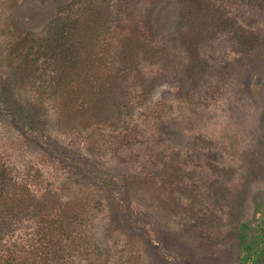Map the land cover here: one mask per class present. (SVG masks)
<instances>
[{
  "label": "trees",
  "instance_id": "16d2710c",
  "mask_svg": "<svg viewBox=\"0 0 264 264\" xmlns=\"http://www.w3.org/2000/svg\"><path fill=\"white\" fill-rule=\"evenodd\" d=\"M248 3L0 0V120L68 174L52 188L0 153V264H264V126L252 164L227 167L167 103L195 105L211 76L243 101L241 57L264 63V39L228 6ZM104 211L115 249L95 240Z\"/></svg>",
  "mask_w": 264,
  "mask_h": 264
},
{
  "label": "rangeland",
  "instance_id": "374dc122",
  "mask_svg": "<svg viewBox=\"0 0 264 264\" xmlns=\"http://www.w3.org/2000/svg\"><path fill=\"white\" fill-rule=\"evenodd\" d=\"M259 0H250L247 6L231 5L228 6L239 16V22L244 31L264 39V10L260 6ZM228 5V4H227ZM1 32V31H0ZM226 37H222L220 44L225 45ZM211 56L217 59H230L232 52L230 48H221ZM260 58L264 56L260 55ZM255 62V63H254ZM255 64V68L251 66ZM8 61L0 58V86H2L8 76L12 73ZM240 89L244 97L243 101L237 100V95L224 94L222 89L216 88L214 76L205 80L197 89L194 97L195 105L177 101L178 95L170 93L167 95V103H174L177 114L185 115L179 127L191 126L194 128L189 135L199 134L204 137L211 145V157L213 161L227 167H239L242 165L247 168L255 158L252 154L263 135L264 119V63L257 57L244 55L240 60ZM24 97H34L29 85L18 83ZM217 91V94H214ZM254 100H257L255 103ZM178 104L184 110L178 109ZM238 108V117L233 115L234 107ZM195 107V111H188ZM169 113V111H168ZM191 118V123L188 118ZM0 153L15 160L21 165H38L46 182L52 188H58L68 177L65 169L58 163L46 160L41 154L30 149L23 141L19 132L12 126L0 120ZM95 240L98 244H109L114 249L116 242L121 237L120 233L113 228L109 222L106 211L100 213L95 219ZM171 264V263H168Z\"/></svg>",
  "mask_w": 264,
  "mask_h": 264
}]
</instances>
